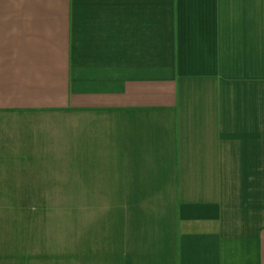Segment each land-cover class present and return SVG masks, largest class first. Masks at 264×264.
Instances as JSON below:
<instances>
[{"label":"crops","instance_id":"1","mask_svg":"<svg viewBox=\"0 0 264 264\" xmlns=\"http://www.w3.org/2000/svg\"><path fill=\"white\" fill-rule=\"evenodd\" d=\"M0 264H264V0H0Z\"/></svg>","mask_w":264,"mask_h":264},{"label":"rangeland","instance_id":"2","mask_svg":"<svg viewBox=\"0 0 264 264\" xmlns=\"http://www.w3.org/2000/svg\"><path fill=\"white\" fill-rule=\"evenodd\" d=\"M68 200V203L67 204H74L73 202H74V199H67ZM70 201V202H69Z\"/></svg>","mask_w":264,"mask_h":264}]
</instances>
